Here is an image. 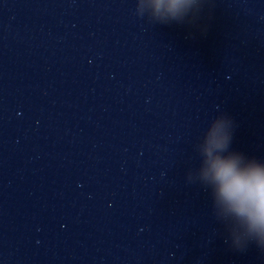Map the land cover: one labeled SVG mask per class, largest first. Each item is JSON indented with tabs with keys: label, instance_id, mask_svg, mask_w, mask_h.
<instances>
[{
	"label": "clouds",
	"instance_id": "obj_1",
	"mask_svg": "<svg viewBox=\"0 0 264 264\" xmlns=\"http://www.w3.org/2000/svg\"><path fill=\"white\" fill-rule=\"evenodd\" d=\"M181 0H156V7H167L175 11ZM209 157L212 148H222L227 143V137L215 129L208 140ZM213 178L218 182L219 195L239 215L246 218L250 230L264 237V169L251 165L245 170L237 167L236 159L216 157L209 161Z\"/></svg>",
	"mask_w": 264,
	"mask_h": 264
}]
</instances>
